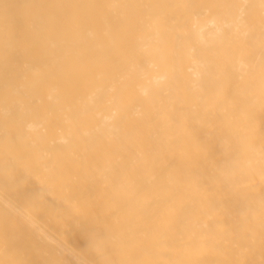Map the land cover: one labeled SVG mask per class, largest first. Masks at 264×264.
Returning a JSON list of instances; mask_svg holds the SVG:
<instances>
[{
  "label": "bare ground",
  "instance_id": "obj_1",
  "mask_svg": "<svg viewBox=\"0 0 264 264\" xmlns=\"http://www.w3.org/2000/svg\"><path fill=\"white\" fill-rule=\"evenodd\" d=\"M0 264H264V0H0Z\"/></svg>",
  "mask_w": 264,
  "mask_h": 264
}]
</instances>
